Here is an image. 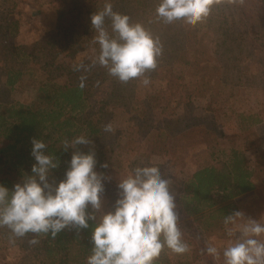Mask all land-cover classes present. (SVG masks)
Returning <instances> with one entry per match:
<instances>
[{"label": "rangeland", "instance_id": "obj_1", "mask_svg": "<svg viewBox=\"0 0 264 264\" xmlns=\"http://www.w3.org/2000/svg\"><path fill=\"white\" fill-rule=\"evenodd\" d=\"M144 2L152 10L159 0ZM19 7L22 13L17 43L33 44L53 37L57 15L50 0H25ZM154 14L155 11L143 13L138 20L150 26L163 41L169 35L181 37L178 55L167 62L173 63L174 75L167 72L166 79L161 81L148 75L151 83L147 87L136 79L126 86L127 92L121 91L111 99L110 80L97 81L89 88L92 93L87 118L103 128L94 143L97 170L105 172L112 181L105 182L103 208L107 211L113 207L118 178L137 165L156 166L171 180L179 227L190 246V251L182 255L166 249L165 262L176 264L189 259L190 264H224L222 250L229 239L224 224L207 230L193 217H187L177 200L181 196L177 183L184 182L213 158L225 159L233 148H241L256 170V188L233 199L235 211L264 222V0L214 7L211 15L194 27L179 22L164 24ZM222 34H226V41ZM37 53L40 61L29 62L23 81L14 89L4 85L0 72V100L39 103L35 86L47 77L43 64L52 61L68 67L79 64L84 57L83 53L74 59L67 53L56 55V51ZM185 60H196V67H190ZM55 74L57 83L66 79L64 68ZM209 104L215 105L217 111L210 112ZM109 123L111 132L105 131ZM71 152L72 149L63 160L66 168ZM104 162L109 165L107 169L100 168ZM7 176L15 180L13 187L23 181L15 170ZM33 237H13L7 227L0 228V264H43V238L34 237L38 243L30 244ZM210 243L221 255L214 258L206 253Z\"/></svg>", "mask_w": 264, "mask_h": 264}, {"label": "clouds", "instance_id": "obj_2", "mask_svg": "<svg viewBox=\"0 0 264 264\" xmlns=\"http://www.w3.org/2000/svg\"><path fill=\"white\" fill-rule=\"evenodd\" d=\"M236 3L244 0H159L155 18L164 24L179 22L194 27L205 21L214 7ZM91 28L99 45L93 64L106 68L121 83L140 79L144 86L150 85L148 73L157 68L163 45L145 23L133 21L105 3L91 15ZM81 69L87 71L88 67L83 63L74 67L75 71ZM85 80L86 76L80 77L81 89ZM112 130L110 123L105 125V131ZM80 145L90 146L93 141L79 135L63 142L65 151L72 149L68 167L63 179L50 181L59 162L44 151L47 145L43 140L33 138L31 175L11 190L0 184V228L7 227L13 237L31 233L34 237L50 234L54 239L69 227L78 231L91 227L87 264H155L165 248L178 255L190 251L179 227L170 178L156 166H135L118 178L117 198L105 211V182L111 177L97 170L94 147L82 151ZM108 167L107 162L100 164L102 169ZM223 224L229 237L222 250L224 264H264V222L237 210L226 214ZM34 237L30 244L38 243ZM205 251L214 258L221 255L212 243Z\"/></svg>", "mask_w": 264, "mask_h": 264}, {"label": "trees", "instance_id": "obj_3", "mask_svg": "<svg viewBox=\"0 0 264 264\" xmlns=\"http://www.w3.org/2000/svg\"><path fill=\"white\" fill-rule=\"evenodd\" d=\"M24 1H1L0 63L3 65L0 66V72L4 76V85L14 89L19 82L23 81L29 69V62L40 61L37 53L39 50L56 51V55L67 53L73 59L83 53L84 57L80 63L87 66L88 70L75 71L74 67L77 64L65 67V65L46 61L43 68L47 77L39 81L37 86L34 85L39 103L27 105L22 102L0 100V184L10 190L13 189L15 181L7 176L11 170H15L20 179L31 175V166L35 163L31 155L33 138L43 140L47 145L44 151L57 158L58 167L52 170L49 177L51 180L58 179L57 182L63 179L61 177L65 173L63 171L66 167L63 160L69 157L70 149L65 151L62 148L65 140L71 141L76 136L84 135L93 141V145L78 147L82 151H88L90 147H94L97 136L102 135L103 128L92 118H87L90 113L91 84L110 80L112 90L109 99H111L119 95L121 91L127 92L126 86L135 81L121 83L111 77L106 68L98 63L93 64V60L99 53V45L94 42L95 32L91 28V15L103 9L106 3L104 0H50L57 15L56 32L54 31L53 37L33 44H19L17 43L20 31L19 17L22 13L19 4ZM144 1L116 0L112 2V7L114 11L129 15L133 21H139L138 18L143 13H153L156 8L154 5V8L149 10L148 3ZM122 3L124 4L121 5ZM153 16L155 17V14ZM241 17L243 22L244 15L241 14ZM105 26L110 31V23L107 20ZM148 28L151 27L148 26ZM222 35V40L226 41V34ZM180 38L169 35L168 39L163 41L159 37L163 45V55L159 59L157 68L148 75L159 81L166 79L167 72H170L171 76L174 75L175 67H171L173 63L170 65L167 62H172L171 58L178 55L176 49L181 46V42L178 43ZM188 38L187 35L186 39ZM164 56L167 58L164 59ZM184 62L190 67H196L197 63L196 60ZM62 68L65 70L66 79L63 83H57L55 71ZM81 76H86L83 89L79 87ZM209 108L210 112L217 111L215 105L209 104ZM255 171L250 166L245 150L241 148H233L231 154L225 159L213 158L212 162L199 168L184 182L179 185L177 183L178 190L179 186L181 190V196L179 195L177 199L181 211L187 217H193V221L197 222L201 228L209 230L223 225L224 216L235 211L236 205L233 199L256 188ZM27 236H34V234L29 233ZM90 236L91 227L79 231L69 227L54 239L50 234L35 235V237L43 238L45 247L43 264H87V257L92 250ZM166 249L161 252L155 264H167ZM176 264H190V261L185 259Z\"/></svg>", "mask_w": 264, "mask_h": 264}]
</instances>
